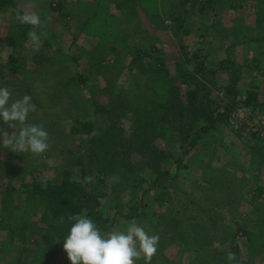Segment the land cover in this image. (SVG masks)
Masks as SVG:
<instances>
[{"label": "rangeland", "instance_id": "obj_1", "mask_svg": "<svg viewBox=\"0 0 264 264\" xmlns=\"http://www.w3.org/2000/svg\"><path fill=\"white\" fill-rule=\"evenodd\" d=\"M98 1L35 0L42 21L37 32L46 33L38 45L27 35L20 38L17 16L28 0H13L0 10V87L7 86L13 99L32 97L37 111L28 121L44 125L50 144L38 156L0 147V264H71L57 228L50 226L45 198L33 185H56L63 174L76 179L80 156L92 163L94 188L105 193L103 213L115 216L111 229L136 222L159 235L150 264H228L236 230L264 237V191L256 194L264 187V109L251 114L250 107H235L230 119L203 135L181 168L177 160L186 127L178 130L176 113L166 116L164 106L152 103L158 86L149 58L164 60L184 96L187 79H179L174 66L184 61L174 20L181 17L190 29L189 50L207 26L208 67L236 63V100L241 104L251 91L261 103L264 9L257 10L259 0H215L214 11L205 0ZM137 49L148 57L134 64ZM12 61L22 63L18 74L10 69ZM182 69L192 72L190 64ZM80 75L84 86L77 82ZM228 78L227 71L218 70L203 79L217 111L230 103L223 90ZM76 119L94 123L93 139L71 134ZM0 128L18 131L3 121ZM157 170H170L169 178L153 186ZM235 244L239 255L233 264H264L263 246L250 250L240 233Z\"/></svg>", "mask_w": 264, "mask_h": 264}, {"label": "trees", "instance_id": "obj_2", "mask_svg": "<svg viewBox=\"0 0 264 264\" xmlns=\"http://www.w3.org/2000/svg\"><path fill=\"white\" fill-rule=\"evenodd\" d=\"M103 1L105 2L107 0H100L98 3L102 4ZM142 1L146 2L147 0ZM205 2L208 9L214 11L215 0H205ZM257 3L259 4L257 10H263L264 2L259 0ZM12 5L13 0H0L1 11L7 6ZM59 6L60 4L57 6L58 9L60 8ZM19 14L23 13L20 12ZM180 18L181 17H175L174 21L177 23L176 28L180 31L178 50L184 61H176L174 62V66L179 69V74H177V77L180 79V76H182L184 79H187V81L184 83L188 84V89L185 91L184 96L179 95V86L181 83L177 86L173 82L174 78L173 76H170L169 71L165 67L164 60L159 57L149 59L154 62L152 73L158 86L155 89L158 97L154 101L152 100V103L157 106H164L163 113L166 116H169L174 112L176 113L179 123L175 124V127H177L178 130H182L184 127H186V129L182 131L183 136L181 137V149H183L182 154L177 160L179 167L185 169V159L187 158L190 150L197 144L199 140L202 139L204 134L217 130L220 124L227 121V119H230L231 114L234 112V108L238 105H241L238 107H250L251 114H254V111H259L262 108L264 109V100L263 102L259 103L257 100V94L255 92L248 91L245 99L240 104L239 101L236 100V87L240 80V70L236 63L229 60H224L221 61L217 67L209 68V62L206 58L207 54L203 48L204 40L206 39L209 28L207 26L205 28L204 26L203 29H199L202 33L197 34L194 49L189 50L188 45L185 43V38L189 36L190 29L185 26V20ZM212 23H214L213 20ZM30 27V25H24L20 23L18 24V28H20L22 31L20 36L21 39L26 38V30ZM152 50L154 52L158 51L155 48ZM146 57H148V55L143 50L137 49L131 61L132 63L137 64L140 61H143ZM21 64H17L12 61L10 63V69L12 73L18 74L22 68H20ZM184 64H190L192 67V72H184V74L182 72V66ZM218 70L227 71L229 76V83L227 87H224V89L221 87L219 88V90L223 89L225 93L230 96V103L224 105L221 111H217L215 108H213L214 101L209 98L210 92L206 90L203 84V79L208 77L209 80V76L213 78ZM70 81L76 80L71 79ZM77 82L84 86L86 83L85 76L80 75L77 79ZM211 83L213 84V82ZM178 107H180L179 110L177 109ZM184 116L190 118V123L185 124L183 122ZM94 130L95 125L93 122H82L76 119L73 121V126L71 127L70 132L72 135H84L93 139L94 135L92 133ZM239 130L242 131V128L240 127ZM251 135L255 134L252 133ZM84 158L85 156H80L79 161L76 163L78 171V177L76 179H70L69 176H67L69 174H63L61 181L56 185H49L44 188L38 187L36 184L33 185V190L41 193V196L45 198L46 206L49 212L48 215L50 217V226L52 225V227L57 228L56 232L62 239L67 235L72 223L68 220V217L70 215L81 214L83 210H87L88 217H90L96 223L97 227L101 231L110 230L115 223V216L111 217L110 215L103 213L102 199L105 197V193L95 189L92 182L86 183L84 181L85 177L90 176L89 171L90 167L92 166L91 162L85 164ZM169 172L170 170H157L155 172L156 176L152 183L153 186L159 185L163 178H169ZM256 191V194L260 196L264 191V187L262 190L259 188ZM5 196V198H11L7 192L5 193ZM3 200L5 201L4 198ZM61 217L64 218L63 222H61ZM132 217L133 216L131 215L127 216V219ZM239 233L240 237L243 238L245 244H247V247L250 250L256 246L264 247V237L261 233L256 234L254 232L238 229V231L236 230L234 235L230 237L232 238V243L229 242V248L233 253L236 254V257L239 255V247L237 244H235Z\"/></svg>", "mask_w": 264, "mask_h": 264}, {"label": "clouds", "instance_id": "obj_3", "mask_svg": "<svg viewBox=\"0 0 264 264\" xmlns=\"http://www.w3.org/2000/svg\"><path fill=\"white\" fill-rule=\"evenodd\" d=\"M35 8V0H28L23 14H18L17 19L20 24L32 26L27 36L33 45H38L46 33L37 32L42 21ZM36 111L37 106L32 103L30 95L13 99L7 86L0 87V121L11 129L18 128L11 133L0 128V147L17 153L27 150L37 156L46 152L50 147L49 133L42 123L28 121L29 114ZM92 179V176H87L84 181L91 183ZM60 219L64 221L63 217ZM68 220L72 223L63 237V251L71 264H136L141 258L145 264H150L157 253L159 235H150L136 222H131L124 230L101 231L88 217L87 210L70 215ZM226 260L233 264L236 254L228 251Z\"/></svg>", "mask_w": 264, "mask_h": 264}, {"label": "built area", "instance_id": "obj_4", "mask_svg": "<svg viewBox=\"0 0 264 264\" xmlns=\"http://www.w3.org/2000/svg\"><path fill=\"white\" fill-rule=\"evenodd\" d=\"M232 118H234V117H232ZM260 124H261L262 126H264V119L261 118V120H260Z\"/></svg>", "mask_w": 264, "mask_h": 264}]
</instances>
